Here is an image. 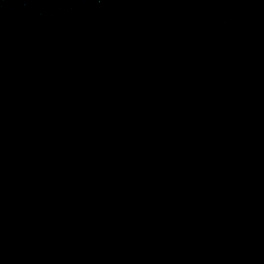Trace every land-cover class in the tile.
<instances>
[{"label":"water","instance_id":"1","mask_svg":"<svg viewBox=\"0 0 264 264\" xmlns=\"http://www.w3.org/2000/svg\"><path fill=\"white\" fill-rule=\"evenodd\" d=\"M0 264H264V0H0Z\"/></svg>","mask_w":264,"mask_h":264}]
</instances>
